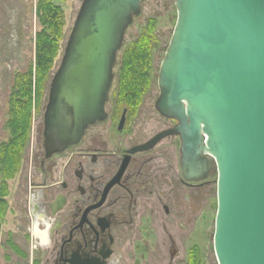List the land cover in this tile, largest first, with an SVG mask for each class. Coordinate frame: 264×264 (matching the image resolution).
<instances>
[{"label":"water","instance_id":"obj_1","mask_svg":"<svg viewBox=\"0 0 264 264\" xmlns=\"http://www.w3.org/2000/svg\"><path fill=\"white\" fill-rule=\"evenodd\" d=\"M142 0H82L43 112L45 157L106 117L125 30ZM154 107L176 125L185 180L216 171L217 264H264V0H174ZM123 117L120 120V124Z\"/></svg>","mask_w":264,"mask_h":264},{"label":"flooded vegetation","instance_id":"obj_2","mask_svg":"<svg viewBox=\"0 0 264 264\" xmlns=\"http://www.w3.org/2000/svg\"><path fill=\"white\" fill-rule=\"evenodd\" d=\"M131 109L115 98L78 143L37 157L27 205L45 246L32 264H186L197 245L184 257L179 242L197 223L208 180L184 179L179 136L164 133L176 120Z\"/></svg>","mask_w":264,"mask_h":264},{"label":"rangeland","instance_id":"obj_3","mask_svg":"<svg viewBox=\"0 0 264 264\" xmlns=\"http://www.w3.org/2000/svg\"><path fill=\"white\" fill-rule=\"evenodd\" d=\"M82 0H63L57 2L63 10V26L57 55L44 83L40 103L33 106L30 131L25 143L19 167L6 182H1L6 200V212L0 223V264H32L39 262L44 255V244L34 234L35 221L28 209L29 180L35 183L36 159L42 153L43 112L47 102L48 85L56 71L68 34L73 25ZM38 0H0V144L7 141L9 130L6 128L10 91L17 73L25 71L34 62L35 34L41 30V22L36 15ZM176 20L174 0H142L140 12L127 26L121 49L118 53L114 83L110 90L106 107L114 104L122 58L125 51L143 34L149 35L150 73L149 85L140 102V111L154 112V102L158 96L157 75ZM160 123L159 121H157ZM161 125V124H160ZM208 182L200 189L198 220L190 228L186 239L179 242L181 253L186 257L185 249L196 244L200 250L201 264H217L213 251L214 216L216 211V171L212 170ZM37 228L48 232V228L38 221ZM13 243L25 255L20 257L7 244ZM183 243V244H182ZM181 245L183 248H181ZM184 250V251H183ZM185 260V258H184Z\"/></svg>","mask_w":264,"mask_h":264},{"label":"trees","instance_id":"obj_4","mask_svg":"<svg viewBox=\"0 0 264 264\" xmlns=\"http://www.w3.org/2000/svg\"><path fill=\"white\" fill-rule=\"evenodd\" d=\"M60 1L63 0H38L35 12L41 22V30L35 34L34 62L25 71L15 75L10 91L6 122L9 137L0 144L1 182H6L18 170L21 153L30 131L33 106L40 103L45 80L57 55L64 20L63 10L57 4ZM147 36L149 35L143 34L140 40L125 51L122 58L115 94L116 104L132 107V111L140 104L149 85L150 46ZM1 188L0 223L6 212L4 184ZM6 242L23 255L12 240ZM186 264H201L199 247L194 246L189 250Z\"/></svg>","mask_w":264,"mask_h":264}]
</instances>
